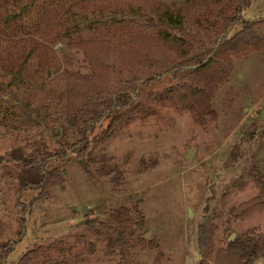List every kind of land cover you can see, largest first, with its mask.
Instances as JSON below:
<instances>
[{"label":"rangeland","instance_id":"rangeland-1","mask_svg":"<svg viewBox=\"0 0 264 264\" xmlns=\"http://www.w3.org/2000/svg\"><path fill=\"white\" fill-rule=\"evenodd\" d=\"M232 6L0 0V245L16 240L18 218L26 219L25 236L0 264H199L201 224L215 250L245 230L264 231V209L237 215L258 195L256 180L264 181V0L241 11L255 42L218 47ZM95 57L96 82L132 93L130 106L142 114L117 124L80 160L68 149L76 132L63 128L65 90ZM185 62L193 70L174 75V64ZM110 119L90 128V145ZM34 148L67 153L52 162L60 184L25 214L37 191L18 183L14 158ZM119 211L116 222L111 213Z\"/></svg>","mask_w":264,"mask_h":264},{"label":"trees","instance_id":"trees-1","mask_svg":"<svg viewBox=\"0 0 264 264\" xmlns=\"http://www.w3.org/2000/svg\"><path fill=\"white\" fill-rule=\"evenodd\" d=\"M232 1V12L227 16V20L221 29L217 30L220 38V44L227 45L231 48L238 43L241 47H246L248 43H254L255 37L252 34L253 22L241 21V11L250 5V0H230ZM234 1V3H233ZM163 10V16L168 25L178 26L172 12ZM242 22V27L231 37H227V33L232 25ZM164 37V36H163ZM260 39V38H258ZM263 42V41H261ZM216 47V48H218ZM208 54L203 56L200 62H196L194 66H204ZM95 60V61H94ZM89 61L90 72L81 74H71L73 76L66 86V111L64 113L63 128L73 129L77 138L68 146L80 160L85 154L109 136L111 131L117 124L122 125L128 123L141 116V110L133 105L134 95L125 90L112 91L106 86H100L96 82L95 69H98L100 58L95 57ZM192 71L191 65L185 63L174 64L173 74L185 70ZM169 70L156 71L149 75L145 82H149ZM104 116H111L110 122L103 133L95 138L90 145L88 139V131L94 124L99 122ZM66 149L57 150L55 153H48L40 148H34L28 155H17L14 160L20 165L18 175V183L23 190L37 191L36 195L31 199L30 203L24 204L23 213H28L33 203L39 199L48 196L50 189L60 182V170L53 165V160L58 155L66 154ZM259 193L255 197L239 205V217H245L255 211L264 209V181L262 178L257 180ZM60 184V183H59ZM21 205L23 203H20ZM16 206L18 204L16 203ZM123 214L119 211L111 213L115 221H119ZM26 219L24 215L18 218L19 229L16 240H8L0 245V261H4L8 255L14 250L18 241H21L26 234ZM212 233L203 224L199 226L197 242L201 249L202 258L199 264H206L213 261L214 264H253L257 258H264V231L255 232L253 229L245 230L239 233L234 239L228 240L224 247L217 248L212 246Z\"/></svg>","mask_w":264,"mask_h":264},{"label":"water","instance_id":"water-1","mask_svg":"<svg viewBox=\"0 0 264 264\" xmlns=\"http://www.w3.org/2000/svg\"><path fill=\"white\" fill-rule=\"evenodd\" d=\"M192 152H193V149H189V150L187 151V153H186V158H187V159L191 158V156H192ZM233 236H234V234L232 233V234L230 235L229 239H232Z\"/></svg>","mask_w":264,"mask_h":264}]
</instances>
